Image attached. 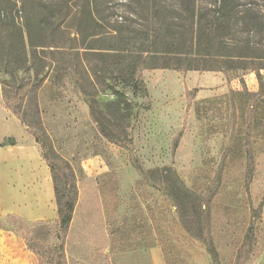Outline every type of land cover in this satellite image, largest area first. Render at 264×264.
<instances>
[{"label": "rangeland", "instance_id": "374dc122", "mask_svg": "<svg viewBox=\"0 0 264 264\" xmlns=\"http://www.w3.org/2000/svg\"><path fill=\"white\" fill-rule=\"evenodd\" d=\"M76 1L70 0L72 8ZM104 1L108 3L101 7L105 11L103 16L113 21L123 19V28L129 32L127 35L131 40L140 42L144 38L142 34L154 30V20L165 16L172 24L169 40H180L178 47L184 52L189 51L194 41L190 35L191 15L181 10L174 0H166L171 8L161 16L154 14L157 10L153 6L148 8L150 13L146 15L134 6L133 0ZM17 2L20 9L5 11L4 19L0 21V85L5 87L8 96L11 90L29 85L31 89L22 105L27 127L38 134H41V127L46 130L57 154L73 169L77 182L88 176V166L97 170L93 184L98 190L105 193L114 179L115 201L111 207L114 208L116 228L123 227L125 213L139 211L134 194L136 183L164 182L165 178H160L157 171L172 168L194 194L190 200L194 211L189 215L201 218V223L210 230L207 247L215 252L212 253L214 264H250L264 248V140L260 136L264 135V70L259 77L248 70L228 73L144 71L149 95H135L132 87L110 80L111 74L106 73L102 78L108 89L94 96L92 101L89 96L92 89L86 82L84 88L77 83L75 71L68 66L64 54L57 55L50 65L44 59L45 54L37 51L40 53L35 62L18 69L26 60L21 40L27 44L28 40L42 44L55 40L61 46H67L75 22L71 19L51 36L50 25L38 24L42 17H48L50 4L57 0ZM255 2L258 9L262 8L264 0ZM22 3L25 9L21 8ZM197 4L195 17L201 24L218 17L211 0H197ZM59 10V17H65L67 7L61 6ZM26 50L28 55L32 54L28 46ZM193 63L186 61L183 65ZM80 75L83 82L86 81L82 70ZM115 93L133 105L130 150L105 140L90 117L92 103L97 111L106 112L105 107L118 99ZM188 94L194 100L187 114ZM252 112L254 118L250 127ZM98 118L109 132L113 131L111 134L123 137V131L114 123L115 117ZM248 132L259 137L253 143L242 141L240 138ZM176 142L178 147L174 150ZM250 145L254 148L253 166L249 163L251 158L245 155L247 150L251 156ZM69 196L72 198L73 194ZM100 206L83 202L78 224L97 230L98 211L95 214L88 208ZM162 206L164 229H176L169 215L174 209L164 189ZM5 226L34 244L42 254L45 249H55L62 244L56 224L33 227L12 219L5 221ZM240 241L242 247L235 253L232 248H238ZM195 246V264H209L205 249Z\"/></svg>", "mask_w": 264, "mask_h": 264}, {"label": "trees", "instance_id": "16d2710c", "mask_svg": "<svg viewBox=\"0 0 264 264\" xmlns=\"http://www.w3.org/2000/svg\"><path fill=\"white\" fill-rule=\"evenodd\" d=\"M133 1L134 6L143 10L146 15L150 13L148 10L150 6L157 10L154 14L160 16L171 8L170 2L166 0ZM174 2L181 10H186L191 15L190 35L194 41L189 46L188 52H184L178 47L180 40H169L168 34H171L172 24L168 22L165 16L159 17L157 21L154 20V30L142 34L144 38L139 42L137 39L132 38L131 40V37H128L129 32L123 28V19L113 21L103 16L105 11L101 10V7L107 5L108 2L104 0H77L74 4L75 7L72 8L70 0H57V2L50 4L48 17H42L38 25H50L52 28L50 34L54 36L55 31L61 29L63 24L72 19V23H75L71 26L69 44L61 46L55 40H50L46 44L28 40L27 44L25 40H21L26 60L18 69H24L27 64L35 62L40 53L37 51L45 54L44 59L50 65L54 63L57 55L64 54L68 58V66L75 71L77 83L84 88L86 82L92 89V92L89 93L92 101L94 96L107 91L108 87L102 78V74L106 73L111 74L110 80L119 81L132 87L135 95L146 93L145 82L142 77L145 70L216 71L223 73L248 70L256 73L258 77L260 76V72L264 70V4L260 10L257 8L255 0H211V5L215 7L218 17H213L205 24H201V21H197L195 17L197 0H174ZM61 6L68 9L63 18L59 17ZM24 7L25 5L22 3L21 8L25 9ZM57 7L59 8L56 9ZM14 9H20L17 0H0V21L4 19L5 11ZM260 11H263V14ZM71 13H73V18ZM173 35L175 37V34ZM256 37L258 38L256 39ZM79 40L81 41L80 45L77 44ZM27 46L29 51L31 50V55H28ZM95 57L98 60L97 63ZM172 61H175L176 64L172 65ZM186 61L190 63L197 61V65L193 63L184 66L183 63ZM81 70L86 79L84 82L80 75ZM30 89L29 85L18 87L11 90V95L8 96L3 86L6 107L20 119L24 126H28V124L24 118L22 105ZM115 94L118 99L105 107L106 112L97 111L92 103L90 117L97 124L99 133L108 142L130 150L133 143V138L130 136L133 105L119 93ZM187 101L188 105L192 102L191 94L187 95ZM121 110L124 113L121 114ZM98 116L104 119L108 116L115 117V121H113L116 127L123 131V137L119 138L111 134L113 131L109 132ZM253 118L254 112L249 116L250 127ZM29 132L41 146L44 159L52 171L59 210L56 228L60 233L62 244L55 249H45L43 254L27 239L26 245L29 250L36 254L39 264H68L65 245L78 203L76 176L70 164L57 154L43 127H41V134L33 132L31 128ZM6 143L10 144L12 141ZM177 147L178 143L176 142L174 150ZM157 172L160 178H165L164 182L159 183L178 207L184 224L190 225L191 221L187 222L186 215L194 211V206L190 204L194 194L185 187L184 182L172 168H163ZM71 193L73 194L72 198L69 196ZM12 219H17L23 224H30L13 216L7 217L5 221ZM196 221L198 222L197 226ZM49 224L36 222L30 225L38 227ZM203 224L195 215V228L202 230ZM0 230L9 231L10 229L5 226V222L0 221ZM211 253H215L214 250Z\"/></svg>", "mask_w": 264, "mask_h": 264}, {"label": "crops", "instance_id": "0c3cea01", "mask_svg": "<svg viewBox=\"0 0 264 264\" xmlns=\"http://www.w3.org/2000/svg\"><path fill=\"white\" fill-rule=\"evenodd\" d=\"M144 82L145 94L149 95L148 83L145 79ZM188 91L192 92L189 89ZM193 100L192 96V102L188 105L186 97L187 114ZM25 127L6 107L3 86L0 85V221L5 222L7 217L13 216L30 224H56L59 210L52 171L44 159L41 146L30 134L29 128ZM260 136L264 140V135ZM243 137L240 138L242 141L253 143L259 135L248 132ZM10 140L12 143H6ZM236 147L244 149L241 146ZM250 152L251 156L245 150V155L251 158L249 163L253 166V145H250ZM87 172L85 180L77 182L78 203L65 245L68 264H195V245L205 249L208 263L214 264L211 249L207 247L210 230L206 227L202 230L195 228V214L186 215L187 222L190 220L191 223L185 225L178 207L168 194L167 198L174 209L169 215L173 218L176 229H164L163 188L159 183L153 181V186L146 181L136 183L134 189L139 192L136 190L134 194L139 211L125 213L123 227L116 228L114 208L111 207L115 201L114 179L112 178L110 189L108 186L104 193L93 184L97 170L88 166ZM104 173L102 172L103 175ZM110 174L113 176V172ZM83 202L101 205L99 208H88L94 213L98 211V214L95 213L98 218L97 230L89 225L78 224L77 217ZM175 233L177 236H174ZM241 247L242 241L238 248L233 246L232 251L238 253ZM0 264H39V260L28 249L25 240L12 231L0 230ZM250 264H264V248Z\"/></svg>", "mask_w": 264, "mask_h": 264}, {"label": "water", "instance_id": "95a60500", "mask_svg": "<svg viewBox=\"0 0 264 264\" xmlns=\"http://www.w3.org/2000/svg\"><path fill=\"white\" fill-rule=\"evenodd\" d=\"M25 128H26V129H28V127H27V126H26Z\"/></svg>", "mask_w": 264, "mask_h": 264}]
</instances>
